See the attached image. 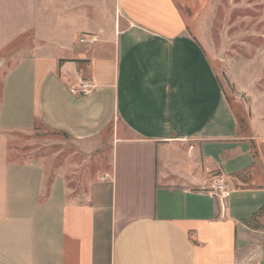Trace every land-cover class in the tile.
Listing matches in <instances>:
<instances>
[{"label": "crops", "instance_id": "obj_1", "mask_svg": "<svg viewBox=\"0 0 264 264\" xmlns=\"http://www.w3.org/2000/svg\"><path fill=\"white\" fill-rule=\"evenodd\" d=\"M207 2L0 0V264H264V92L232 80L242 129ZM38 128L108 164L81 188L15 160Z\"/></svg>", "mask_w": 264, "mask_h": 264}, {"label": "rangeland", "instance_id": "obj_2", "mask_svg": "<svg viewBox=\"0 0 264 264\" xmlns=\"http://www.w3.org/2000/svg\"><path fill=\"white\" fill-rule=\"evenodd\" d=\"M195 7V11L201 10L200 21L196 24L192 20L188 22L205 33L204 39L213 49L216 70L226 95L235 110L242 114L240 107L243 104L238 100H244L245 94L238 91L232 80L248 81L250 77H257L258 90L264 92V0H208L205 6ZM21 55L13 54L5 63L2 61V66L0 64V89ZM92 153L83 152L75 141L55 135L46 128L15 135L12 141L15 160L41 163L49 172L67 168L73 177L79 172L81 181L77 184L81 188H85L91 177L99 175L109 161V150Z\"/></svg>", "mask_w": 264, "mask_h": 264}, {"label": "built area", "instance_id": "obj_3", "mask_svg": "<svg viewBox=\"0 0 264 264\" xmlns=\"http://www.w3.org/2000/svg\"><path fill=\"white\" fill-rule=\"evenodd\" d=\"M82 41H84V40H82ZM91 87L92 86L89 83L83 82L81 84L79 91H81L84 94H87L91 91V89H92ZM214 190H217L219 192H223V191L225 192L226 191V186H225V182H224L223 178H220V177L216 178Z\"/></svg>", "mask_w": 264, "mask_h": 264}, {"label": "trees", "instance_id": "obj_4", "mask_svg": "<svg viewBox=\"0 0 264 264\" xmlns=\"http://www.w3.org/2000/svg\"><path fill=\"white\" fill-rule=\"evenodd\" d=\"M238 118L240 121L241 128L245 127L247 125L245 118L243 116H241V114L240 115L238 114Z\"/></svg>", "mask_w": 264, "mask_h": 264}]
</instances>
